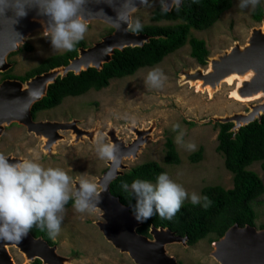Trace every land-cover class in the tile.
<instances>
[{
	"label": "rangeland",
	"instance_id": "rangeland-1",
	"mask_svg": "<svg viewBox=\"0 0 264 264\" xmlns=\"http://www.w3.org/2000/svg\"><path fill=\"white\" fill-rule=\"evenodd\" d=\"M158 4L159 1H148L131 15V20H138L141 25L169 24L166 21H150L151 13ZM239 4L240 0H233L232 6L209 28L201 31L190 30L191 36L204 41L208 51L207 57L228 49L235 41L244 43L250 29L260 26V21L252 19L251 12L254 8L251 4L244 8H240ZM259 4L264 15V0ZM86 24L88 29L82 39L86 46L108 33L109 27L101 22ZM25 43L31 46L30 51L20 50L22 47L20 46L19 50L7 58L11 63L8 69L11 75L23 76L44 58L64 52L54 50L50 38L42 31L30 34ZM196 67L207 66L200 65L191 58L190 47L185 44L166 55L154 66L140 68L127 77L111 79L108 86L101 90H89L77 97H66L55 108L37 113V120L77 119V126L80 128L92 129L97 126L99 129L92 143L84 139L83 142L70 144L72 137L70 132L66 131L63 132L65 140L57 143L51 157H46L40 149V140L33 134H28L23 126L11 124L0 136V153L34 160L45 168H61L70 177V189L75 191L73 180L87 179L95 182L96 178L107 169L106 160L99 159L95 149L101 140L108 143L105 132L110 126L129 142L130 136L134 138V135L127 129V125L146 129L154 124L152 139L145 143L138 158L132 161L130 155L123 160L124 163L131 167L146 161L161 164L169 178L181 185L189 196L193 193L199 196L200 189L206 185H220L229 189L232 186V175L225 169L222 155L216 151L217 124L210 122L201 124L194 121L213 115L244 111L247 109L246 103H255L257 100L244 103L233 99L230 92L234 85L227 83H222L219 90L211 96L206 91L200 92L190 84L188 76L182 74L179 77L182 70H194ZM153 69H159L165 77L160 88H152L145 83L147 73ZM1 80L0 73V82ZM176 124L180 127L173 131V125ZM180 132H183V144L178 145L175 138ZM167 138H171L174 143L180 159L178 164L163 163L164 143ZM188 143L196 145L194 151L202 148L201 158L195 163L188 160V156L194 152L184 146ZM248 169L259 176L264 186V173L259 162L253 163ZM183 202L191 201L186 198ZM72 205L73 203L65 206L60 232L52 238L59 254L75 255L76 258L70 264H133L126 254L114 249L95 226L94 222L99 221V211L79 213ZM252 206L257 214L255 227L260 228L264 225V193L252 202ZM211 249V243L207 238L193 245L167 246L168 253L180 264H217L210 256ZM9 253L16 264L24 262L23 254L14 247L9 248Z\"/></svg>",
	"mask_w": 264,
	"mask_h": 264
},
{
	"label": "water",
	"instance_id": "water-1",
	"mask_svg": "<svg viewBox=\"0 0 264 264\" xmlns=\"http://www.w3.org/2000/svg\"><path fill=\"white\" fill-rule=\"evenodd\" d=\"M159 1L160 0H148ZM183 0L177 5L169 0V10L173 6H181ZM41 3L42 0H35ZM140 0H85L81 7L80 15L85 23L98 21L109 28L111 32L102 36L98 41L86 47H78L74 57L68 60L66 65H60L21 81L19 79L6 78L0 82V136L5 128L11 124L23 126L28 134H33L41 141L40 149L46 157L54 154L55 146L59 141L65 140L63 132L71 131L70 144H77L88 139L94 142L98 127L83 129L77 126L78 120L69 121L37 120L31 115L32 105L40 101L47 93L49 85L56 79L65 77L68 73L80 74L88 68L100 71L105 63H108L114 52L127 47H141L149 41L145 34L133 32L130 27L121 24L120 20L127 18L141 6ZM162 9V5H161ZM13 16L12 10L5 13ZM260 26L252 27L245 42L240 44L235 41L228 49H223L212 57H206L207 68L196 67L194 70L185 69L179 73L190 74L192 79L200 80V92L208 86L209 96L219 90L221 83L230 78H241L236 87V93L241 99L256 98L255 103H246L244 111L231 114L213 115L203 120H195L196 123L226 124L231 123L230 131L233 136L239 129L255 120L260 121L264 115V15L261 17ZM47 18L40 15L33 7L28 14L12 25L11 21H0V73L3 74L11 67L7 58L13 52L19 50L25 44L26 38L35 32L45 33ZM46 34V33H45ZM180 80V79H179ZM180 83V82H179ZM262 97V100H258ZM258 110L251 113V108ZM240 119L238 124L234 120ZM153 123V122H152ZM127 129L139 138L131 142L118 135L117 130L110 126L105 132L107 142L112 143L116 149V160L107 161V169L96 178L100 192L99 221L94 224L103 238L116 250L126 254L133 264H180L174 256L167 251V246L182 244L187 246V238L176 235L168 228L150 226L145 236L137 232L138 223L129 208L123 205L118 197L111 194L109 185L124 171L131 168L123 162L124 156L132 154V161L138 158L140 150L145 143L152 139V131L155 127L151 124L148 128H138L127 125ZM86 133V136L83 134ZM144 133L148 137H144ZM88 137V138H87ZM135 141V142H134ZM135 143V144H134ZM133 150H127L133 147ZM127 150L128 154L121 155ZM126 152V153H127ZM10 163L23 160L21 156L7 154ZM115 163V164H114ZM77 180L72 181L73 189L78 186ZM153 231H157L161 237H156ZM14 247L22 252L24 262L33 264L37 259L41 264H70L76 256H63L57 252L56 245H49L43 238H34L29 232L19 242L0 241V264H16L9 253V248ZM210 256L217 264H264V228L237 224L229 227L224 234L211 242ZM41 256H39V254ZM53 258V262L45 261Z\"/></svg>",
	"mask_w": 264,
	"mask_h": 264
},
{
	"label": "trees",
	"instance_id": "trees-1",
	"mask_svg": "<svg viewBox=\"0 0 264 264\" xmlns=\"http://www.w3.org/2000/svg\"><path fill=\"white\" fill-rule=\"evenodd\" d=\"M233 0H183L181 6H173L170 11H162L161 3L156 6L150 16V21H166L169 24H144L138 33L145 34L149 41L141 47H127L115 51L111 60L105 63L100 71L88 68L78 75L68 73L49 85L46 95L31 108L33 119L38 112L46 111L58 106L66 97H77L89 90H101L108 86L109 81L134 74L138 69L158 64L168 54L173 53L185 44L190 47V57L200 65H205L208 51L203 40L191 36L190 30H204L212 26L232 6ZM252 19L259 22L263 16L260 4L251 12ZM111 28L108 29L109 34ZM86 47L81 40L71 52L53 54L44 58L36 67L30 69L23 76L1 74L2 80L6 78L27 80L35 74L42 73L51 68L66 65L74 57L78 47ZM20 50L30 51L31 46L25 43ZM193 124V123H189ZM216 151L223 157L226 170L232 175V186L225 189L220 185H206L199 191V196H207L211 201L209 207L202 204L193 205L183 202L180 210L170 220L154 214L148 221L141 223L137 228L139 234L149 236L150 226L168 228L176 235L187 238V245H193L201 239L207 238L211 243L220 238L224 232L234 224L255 226L257 214L252 202L264 193V186L259 176L248 169L250 165L259 162L264 173V115L260 121H253L241 127L233 136L230 131L231 123L219 124ZM202 148L192 152L188 160L195 163L200 160ZM180 161L171 138L164 143L163 163L167 165L178 164ZM165 173L163 166L155 161H146L135 165L116 177L109 185L110 192L119 201L127 206L130 212L136 204L134 194L121 189V183L129 185L133 180L140 179L155 183L156 177ZM73 201L69 200V206ZM203 203V201H201ZM264 228V225L260 226ZM29 233L34 237L43 238L49 245H54L47 230L33 226ZM33 264H41L35 260Z\"/></svg>",
	"mask_w": 264,
	"mask_h": 264
},
{
	"label": "clouds",
	"instance_id": "clouds-1",
	"mask_svg": "<svg viewBox=\"0 0 264 264\" xmlns=\"http://www.w3.org/2000/svg\"><path fill=\"white\" fill-rule=\"evenodd\" d=\"M85 0H0V21H11L12 25L25 17L35 7L38 13L47 18L46 36L50 38L51 47L56 51L71 52L86 33L88 26L80 15ZM179 5L180 0H173ZM195 2V0H193ZM261 0H240L239 7L252 8ZM147 4L148 0H140ZM162 11L169 10V0H160ZM12 10L13 16L5 13ZM133 32L141 30L138 20L127 18L120 20ZM165 77L159 69L150 70L145 83L152 88L162 87ZM180 126L173 125V131ZM183 132L176 136L178 145L183 144ZM187 150L194 151L196 145H184ZM99 159L116 160L117 149L112 143L99 141L95 149ZM131 190L136 198L133 217L138 223H145L154 214L164 219H171L180 210L182 202L187 198L193 205L202 204L209 207L211 201L207 196L193 193L189 196L184 188L169 178L166 173L156 177L155 183L136 179L129 185L121 183L125 193ZM69 200L79 213H91L98 208L100 192L97 184L87 179H80L75 191L70 189L69 175L59 167H43L30 159L10 163L9 157L0 153V241L19 242L27 236L33 226L46 229L51 238L60 232L63 212ZM203 201V203H201Z\"/></svg>",
	"mask_w": 264,
	"mask_h": 264
},
{
	"label": "bare ground",
	"instance_id": "bare-ground-1",
	"mask_svg": "<svg viewBox=\"0 0 264 264\" xmlns=\"http://www.w3.org/2000/svg\"><path fill=\"white\" fill-rule=\"evenodd\" d=\"M207 68V67H206ZM182 75V74H181ZM185 77L186 76H188V81L190 82V84L192 85V86H194L195 88H197L198 90H202V89H200V86H201V83H200V80H197V79H192L191 80V78L189 77V75L190 74H187L186 72L183 74ZM242 79L241 78H238V79H236V78H230V79H227V80H225V81H223L222 83H227L228 85H234V88H233V90H231V92H230V95H231V97L233 98V99H235V100H238V101H241V102H244V103H246V102H251V101H255L256 100V98H253V100H250V99H241L238 95H237V93H236V87H237V85H239V82L241 81ZM235 81H236V83H235ZM221 83V84H222ZM203 90L204 91H206V92H210V89H209V87L208 86H205L204 88H203ZM259 99H261L262 100V97L261 98H259ZM258 110V108L257 107H252L251 108V113H254V112H256ZM235 121V123L236 124H238L239 122H242V121H240V119H236V120H234ZM69 132H71V131H69ZM84 136H86V133L85 134H83ZM147 135H146V133H144V136L142 137V139H145L144 137H146ZM139 138H135L134 140L135 141H137ZM140 140V139H139ZM134 141V142H135ZM140 141H142V140H140ZM135 144V143H134ZM134 144H133V147H131V148H129V149H127V150H133L134 149ZM127 150H125V151H123L122 153H121V155H124V154H128V152H127ZM127 152V153H126ZM130 155H132V154H129V155H127V156H124L125 158H123L122 160H125V159H127ZM115 164V163H114ZM76 188H78V186L76 187ZM99 188V187H98ZM75 190V189H74ZM95 211H98L97 209L95 210ZM153 233L155 234V236L157 237H161V235H159L158 233H157V231H153ZM22 253V252H21ZM23 254V253H22ZM39 254V253H38ZM39 256H41V254H39ZM53 260V258H47V259H45V261H49V262H53L52 261ZM54 263V262H53Z\"/></svg>",
	"mask_w": 264,
	"mask_h": 264
},
{
	"label": "flooded vegetation",
	"instance_id": "flooded-vegetation-1",
	"mask_svg": "<svg viewBox=\"0 0 264 264\" xmlns=\"http://www.w3.org/2000/svg\"><path fill=\"white\" fill-rule=\"evenodd\" d=\"M35 119H36V118H35ZM132 139H133V137H132V136H130V139H129V140L131 141ZM130 141H129V142H130Z\"/></svg>",
	"mask_w": 264,
	"mask_h": 264
}]
</instances>
